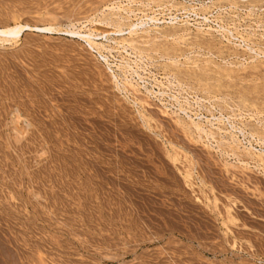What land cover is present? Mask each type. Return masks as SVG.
Instances as JSON below:
<instances>
[{
  "label": "rangeland",
  "instance_id": "rangeland-1",
  "mask_svg": "<svg viewBox=\"0 0 264 264\" xmlns=\"http://www.w3.org/2000/svg\"><path fill=\"white\" fill-rule=\"evenodd\" d=\"M142 11L163 39L126 34ZM117 16L126 35L99 50L64 32ZM14 24L57 31L0 43V264H264L263 169L176 125L180 105L205 127L264 126V0H0ZM125 60L136 89L108 69Z\"/></svg>",
  "mask_w": 264,
  "mask_h": 264
},
{
  "label": "bare ground",
  "instance_id": "bare-ground-1",
  "mask_svg": "<svg viewBox=\"0 0 264 264\" xmlns=\"http://www.w3.org/2000/svg\"><path fill=\"white\" fill-rule=\"evenodd\" d=\"M154 1V0H153ZM161 1V0H160ZM165 1V0H164ZM232 2V1H231ZM154 3V2H153ZM152 3V4H153ZM156 3V2H155ZM158 3V2H157ZM168 3V2H167ZM142 4V3H141ZM117 5H119V4H117ZM145 5V4H144ZM147 5H148V3H147ZM146 5V6H147ZM154 5V4H153ZM165 5V4H164ZM195 5V4H194ZM111 6V5H110ZM124 6H126V5H124ZM128 6V5H127ZM126 6V7H127ZM142 6V5H141ZM159 6V5H158ZM121 7V6H120ZM119 7V8H120ZM125 7V8H126ZM204 7V6H203ZM146 8H148V6L146 7ZM150 8V7H149ZM162 8V7H161ZM160 8V9H161ZM186 8V7H185ZM198 8V7H197ZM111 9H115V8H111ZM145 9V8H144ZM193 9H194V7H193ZM203 9H205V8H203ZM254 9V8H253ZM109 10H110V8H109ZM119 10V9H118ZM132 10V9H131ZM136 10V9H135ZM187 10V9H186ZM186 10H185V12H186ZM123 11V10H122ZM125 11H127V10H125ZM141 11V10H140ZM176 11H177V9H176ZM197 11V10H196ZM201 11V10H200ZM116 12V11H115ZM124 12V11H123ZM147 12V11H146ZM146 12H143L142 11V13H144L142 16H140V17H138L136 20H135V23H126V24H128V28L126 29L127 31H126V34H128L130 37H133V36H137L138 35V31H140V33L139 34H141L142 36H144L143 34H145V35H148L149 33H150V31H152L153 30V32H154V35L152 34L153 32H151V35H152V37L154 36V39H160V37L163 39L164 37H162V34H160V33H158L157 32V30H158V26L156 27V25H158V23H159V19L160 18H158V19H156L155 17H153V16H148V14H145ZM129 13H133V11H127V13H126V15H128L127 17H125V19H128L129 18ZM135 13V12H134ZM141 12H140V14H142ZM156 13H158V12H156ZM118 14V13H117ZM152 14V13H151ZM155 14V13H154ZM153 14V15H154ZM195 14V13H194ZM138 15H136L135 14V17H137ZM155 16V15H154ZM159 16V15H158ZM173 16H174V14H173ZM202 16V15H201ZM105 17V16H104ZM114 17V16H113ZM169 17H170V15H169ZM206 19V18H205ZM122 20H123V18L122 17H120V16H117L116 18H115V21H113V24H111V26L113 25L114 26V29H116L115 31H113L114 29H112V31L114 32V33H112V31L109 33V32H107V33H105V31L104 32H99V31H97V29L96 30H91V32L90 33H88V34H80L79 32H75V31H73V30H71V29H68V30H66V31H64L65 32V34H67V35H70V36H77V37H79L80 39H82L83 40V42H86L89 46H90V50H91V48L93 49L94 47H96V49H97V47H98V50H99V48H102V44H96L94 41V38H99V37H103L102 39H105L106 37H109V36H112V35H114L115 36V34L117 33V34H119V33H121L120 35H126V34H123L124 33V31H123V29H121L120 27H121V24H122ZM129 20V19H128ZM169 24H171L172 23V21L173 20H175V23L177 22V17L175 16L174 18H172V17H170L169 18ZM184 20V19H183ZM134 21V20H133ZM101 22V21H100ZM99 22V23H100ZM174 22V21H173ZM98 23V24H99ZM103 23V22H102ZM149 23H151V25H152V27H151V25H149ZM168 23V22H167ZM175 23H172L171 25H174L175 26ZM187 23V22H186ZM106 24H108V23H106ZM110 24V23H109ZM162 24H164V23H162ZM166 24V23H165ZM183 24V23H182ZM104 25V24H103ZM123 25V24H122ZM176 25H178L177 23H176ZM93 26V25H92ZM102 26V25H101ZM163 26V25H162ZM186 26V25H185ZM54 27V26H53ZM53 27H51V26H43V27H36V26H34V27H30V26H28V25H20V24H14V26H9V27H3V28H0V43H9L10 41H13V40H15V39H18L24 32H26V31H34V32H37V33H44V34H52L53 32H55V31H57L55 28H53ZM108 27V26H107ZM198 28V27H197ZM200 28V27H199ZM167 29V28H166ZM209 29V28H208ZM222 29V28H221ZM75 30V29H74ZM155 30V31H154ZM169 30H170V28H169ZM203 30V29H202ZM167 31H168V29H167ZM166 30H165V32L166 33H164V35L163 36H165L166 37V39L167 38H169V39H175V37L177 38L178 37V33H177V29L175 28V27H173L172 28V31H169V32H167ZM215 31V30H214ZM59 32V31H58ZM97 32H99V33H97ZM95 33H97V34H95ZM187 33V32H186ZM116 34V35H117ZM181 34V33H180ZM208 34V33H207ZM141 35H139V36H141ZM150 35V34H149ZM186 35V34H185ZM197 35H198V33H197ZM114 36H112V37H114ZM144 37H148V36H144ZM136 38V37H135ZM140 38H143V37H140ZM178 39H179V37H178ZM110 40H114V39H110ZM135 40V39H134ZM141 40V39H140ZM143 40V39H142ZM144 40H145V38H144ZM143 40V41H144ZM147 40V39H146ZM190 40V39H189ZM194 40V39H193ZM205 40V39H204ZM108 41V40H107ZM122 41V40H121ZM133 41V40H132ZM162 41V40H161ZM186 41V40H185ZM195 41V40H194ZM213 41V40H212ZM115 42V41H114ZM114 42H113V44H114ZM123 42V41H122ZM134 42V41H133ZM146 42V41H145ZM150 42V41H149ZM149 42H147V44L146 43H143L142 42V45H147V46H150V45H148V43ZM164 42V41H163ZM171 42H172V40H171ZM178 42V41H177ZM128 43V42H127ZM138 43V42H137ZM154 43H155V41H154ZM173 43V42H172ZM179 43V42H178ZM177 43V44H178ZM208 43V42H207ZM215 43V42H214ZM121 44V43H120ZM139 44V43H138ZM138 44H136L135 43V45L137 46ZM150 44V43H149ZM161 44H163V43H161ZM210 44V43H209ZM87 45V46H88ZM122 45V44H121ZM244 45V44H243ZM88 46V47H89ZM139 46V45H138ZM160 46V45H159ZM162 46H164V45H162ZM170 46V45H169ZM177 46V45H176ZM247 46V45H246ZM124 47V46H123ZM128 47H129V45H128ZM155 47H157V46H155ZM134 48V47H133ZM145 48H147V47H145ZM158 48V47H157ZM156 48V49H157ZM161 48V47H160ZM214 48V47H213ZM263 48V47H262ZM103 49H107V48H103ZM126 49V48H125ZM135 49V48H134ZM150 49H152V48H150ZM222 49V48H221ZM102 50V49H101ZM104 50V51H105ZM108 50V49H107ZM207 50V49H206ZM235 50V49H234ZM248 50V49H247ZM253 50V49H252ZM127 51V50H126ZM141 51V50H140ZM165 52H166V55H170V54H173V52L175 51L174 50V48L173 47H168V48H165V50H164ZM137 52V51H136ZM258 52V51H257ZM187 53V52H186ZM262 53V52H261ZM100 54V53H99ZM212 54V53H211ZM102 55V54H101ZM127 55H128V53H127ZM174 55V54H173ZM104 56V55H103ZM185 56V55H184ZM257 56H258V54H257ZM139 57V56H138ZM142 57V56H141ZM166 57V56H165ZM233 57V56H232ZM104 58V57H103ZM161 58V57H160ZM169 58V57H168ZM165 59V58H164ZM251 59V58H250ZM105 60V59H104ZM169 60V59H168ZM170 60H171V63H173V64H176L175 62H176V58H175V55L172 57V58H170ZM123 62V61H122ZM107 63V62H106ZM109 63V62H108ZM107 63V65H108V69H110V71H111V73H112V78L115 80V81H117L118 83H119V81L122 79V81H123V83L125 82L126 84H128L130 87L132 86V82H134L135 81V79L137 78V80H140V83H142V84H144V81L142 80V78H141V76L139 75V74H137V71H135V70H133V68L132 67H130L129 66V64L126 62V60L123 62V63H121V64H119V65H115V66H117V69L118 70H120V73H122V76H117V75H115V74H113V71L111 70V68H110V65ZM105 64V63H104ZM117 64V63H116ZM134 64V63H133ZM113 65V64H112ZM182 65V64H181ZM182 67V66H181ZM219 67V66H218ZM176 71H177V69H176ZM119 72V71H118ZM170 73V72H169ZM171 74V73H170ZM119 75H121V74H119ZM168 75V74H167ZM172 75V74H171ZM175 76V75H174ZM118 78H119V80H118ZM172 79H174L175 80V78L176 77H171ZM177 79V78H176ZM121 81V82H122ZM176 81V80H175ZM173 82V81H172ZM177 82V81H176ZM175 82V83H176ZM137 83V82H136ZM181 83H182V81H181ZM117 84V83H116ZM135 84V83H134ZM133 84V85H134ZM146 84V83H145ZM183 84V83H182ZM123 85V84H122ZM171 85V84H170ZM169 85V86H170ZM124 86H126V87H128L127 85H124ZM179 86V85H178ZM185 86V85H184ZM133 88H134V86H132ZM186 87V86H185ZM144 90H145V92L148 94V95H150V97H151V95H152V92H151V90H149V89H147L146 88V86H143L142 87ZM134 89H136V88H134ZM152 89V88H151ZM187 89H188V87H187ZM133 90V89H132ZM131 90V91H132ZM160 90V89H159ZM192 91V90H191ZM138 92V91H137ZM155 93V92H154ZM207 93V92H206ZM155 94H157L158 95V93H155ZM163 94H165V93H159V95H163ZM205 94V93H204ZM196 95V94H195ZM143 96V95H142ZM169 97V96H168ZM194 97H196V96H194ZM148 98V97H147ZM186 98V97H185ZM188 98V97H187ZM143 99V98H142ZM170 99H174V100H177L176 99V96H173V95H171L170 96ZM197 99V98H196ZM207 99V98H206ZM174 100H171V101H174ZM197 102V101H196ZM198 102H200V101H198ZM195 103V102H194ZM171 105V104H170ZM179 106V108L177 109L178 111H180V112H182L184 115H186L187 116V118H188V120L187 121H189V123L188 124H186V121L184 122V123H182L183 121H181V120H179V121H177V123H176V125H180V128H182V130H183V132H188V133H190V134H193V132L194 133H196L197 134V138L199 139V140H201V139H203V137L204 138H206L207 140H208V142H210V139H212L213 141H214V143H216V145H217V147H218V149H220V155L221 156H224V157H226V158H232V160L234 159L235 161H236V163L239 165V166H241V167H248L249 166V164H253V168H255V169H257V167H259L260 169L262 168L263 169V171H262V173H264V126L263 127H260L261 126V124H253V126H251V128H250V132H248L247 134H246V132L241 128V129H239V128H237V127H234L230 122L229 123H227V124H229V125H227V126H229V128L226 126V128H222V127H220L221 125L224 127V118H223V116H220V117H212V119H206V123L205 124H207V126H208V129L202 124H200L198 121V118H197V112H196V118H197V122H195L188 114H187V111H186V107H185V109L182 107V106H180V105H178ZM170 108V107H169ZM189 108V107H188ZM168 109V108H167ZM161 110V109H160ZM164 110H166V108H164ZM164 110H163V112H164ZM198 110V109H197ZM174 111V110H173ZM193 111V110H192ZM174 113V112H173ZM177 114V113H176ZM174 115V114H173ZM212 115V114H211ZM172 116V115H171ZM198 117H200V116H198ZM186 118V119H187ZM225 118H227V117H225ZM204 119V118H203ZM251 119V118H250ZM201 120V119H200ZM213 121H215L216 123H214ZM227 122H228V120H227ZM252 123V122H251ZM261 123V122H260ZM217 124H220V125H218L217 126ZM246 124V123H245ZM244 125V124H243ZM257 125H259V126H257ZM236 128H237V131H235L236 130ZM227 129H230V130H227ZM238 133H239V135H238ZM257 136L258 137V139H254V136ZM188 136V135H187ZM205 140V139H204ZM200 142V141H199ZM253 142H254V144L256 143L259 147V149H257L256 147H254L253 146ZM201 143V142H200ZM205 144V143H204ZM210 145V144H209ZM212 145V144H211ZM215 145V144H214ZM215 147V146H214ZM223 147H225L223 150H222V148ZM210 148V147H209ZM211 149H212V146H211ZM214 149V148H213ZM215 149H217L216 147H215ZM221 158H223V157H221ZM222 160V159H221ZM224 164V163H223ZM229 164V162H227V164H226V166ZM231 165V164H230ZM237 165V166H238ZM225 167V166H224ZM228 167V166H227ZM233 167V166H232ZM234 168V167H233Z\"/></svg>",
  "mask_w": 264,
  "mask_h": 264
}]
</instances>
